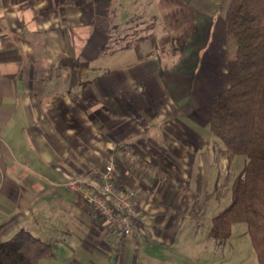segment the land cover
Segmentation results:
<instances>
[{
  "label": "crops",
  "instance_id": "0c3cea01",
  "mask_svg": "<svg viewBox=\"0 0 264 264\" xmlns=\"http://www.w3.org/2000/svg\"><path fill=\"white\" fill-rule=\"evenodd\" d=\"M207 1L0 0V241L27 229L68 264H161L223 194L208 104L229 84V0ZM109 157L140 211L120 241L67 186Z\"/></svg>",
  "mask_w": 264,
  "mask_h": 264
},
{
  "label": "trees",
  "instance_id": "16d2710c",
  "mask_svg": "<svg viewBox=\"0 0 264 264\" xmlns=\"http://www.w3.org/2000/svg\"><path fill=\"white\" fill-rule=\"evenodd\" d=\"M225 13L229 84L208 104L209 130L245 162L209 235L225 240L233 223L243 222L257 263L264 264V0H229ZM52 254L53 246L27 229L0 241V264H39Z\"/></svg>",
  "mask_w": 264,
  "mask_h": 264
},
{
  "label": "rangeland",
  "instance_id": "374dc122",
  "mask_svg": "<svg viewBox=\"0 0 264 264\" xmlns=\"http://www.w3.org/2000/svg\"><path fill=\"white\" fill-rule=\"evenodd\" d=\"M211 1L208 0L206 4ZM228 46L231 52V46ZM228 154L227 162H220L206 170L211 177L220 176L219 185L225 191L213 200L208 209L203 210V215L198 219H185L179 225L172 249L161 251L166 255L162 256L161 264H258L247 226L243 222L233 223L231 234L225 240H216L209 235L212 217L230 203L232 183L241 174L245 162L244 155ZM49 243L53 246V254L39 264H68L67 251L57 248L51 241Z\"/></svg>",
  "mask_w": 264,
  "mask_h": 264
},
{
  "label": "built area",
  "instance_id": "2783aa9c",
  "mask_svg": "<svg viewBox=\"0 0 264 264\" xmlns=\"http://www.w3.org/2000/svg\"><path fill=\"white\" fill-rule=\"evenodd\" d=\"M113 161L109 157L100 170L71 179L67 186L103 218L113 230L115 241H120L131 236L140 211L134 192L114 181Z\"/></svg>",
  "mask_w": 264,
  "mask_h": 264
}]
</instances>
